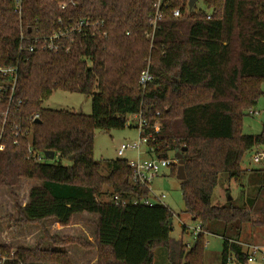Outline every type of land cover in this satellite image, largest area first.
Wrapping results in <instances>:
<instances>
[{
  "label": "trees",
  "instance_id": "obj_1",
  "mask_svg": "<svg viewBox=\"0 0 264 264\" xmlns=\"http://www.w3.org/2000/svg\"><path fill=\"white\" fill-rule=\"evenodd\" d=\"M16 1L0 0V65L18 68L12 98L22 102L11 109L0 152V188L10 190L18 214L9 219L20 228L49 221L67 228L85 213L97 222L94 243L49 236L45 228L46 237L32 249L0 241L3 264H72L64 249L70 245L96 249L97 264H154L160 248L169 264H206V235L223 239L222 264H249L239 243L245 225L264 227V210L255 205L264 192V169L246 170L242 163L247 153L264 151V127L245 135L243 121L264 94V0H201L204 9L192 10L189 0H22L20 12ZM158 11L162 20L154 29ZM79 20L99 26L64 38L58 52L20 51L22 33L48 37ZM147 69L154 80L143 89ZM57 91L92 98L91 115L44 108ZM7 109L2 101L0 117ZM139 114L151 127L148 158L170 160L175 153L178 161L182 152L186 213L201 229L190 250L171 236L170 209L141 203L149 192L133 182L127 160L94 157L97 130H125L128 117ZM28 144L72 166L37 163ZM171 168L176 175L179 167ZM222 177L228 184L246 182L247 204H213ZM21 180L39 182L25 206L15 193ZM115 197L131 203L118 205Z\"/></svg>",
  "mask_w": 264,
  "mask_h": 264
},
{
  "label": "rangeland",
  "instance_id": "obj_2",
  "mask_svg": "<svg viewBox=\"0 0 264 264\" xmlns=\"http://www.w3.org/2000/svg\"><path fill=\"white\" fill-rule=\"evenodd\" d=\"M196 6L199 9H204L202 1H199ZM151 63V62H150ZM261 90L264 93V83L261 86ZM43 107L50 110H64L74 113H82L84 115H91L92 113V98L78 93H68L63 91L55 92L52 97L45 101ZM251 110V109H250ZM255 115L248 114L243 121V133L245 135H259L264 127V94L257 101L256 106L253 108ZM138 121L133 117H128V125L125 130L105 132L97 130L95 132V144H94V157L96 160H116L123 159L127 161H136L139 158L138 151L129 150L123 157L118 156V150L122 145L134 144L139 141V129ZM146 146L141 148V159L147 158L145 155ZM262 149L253 150L244 156L242 166L247 170H260L264 169V160L259 164H255L253 159L259 153H262ZM175 153L170 155V160L174 161ZM51 163L61 164L65 167L72 166L71 160H61L55 158L48 161ZM174 165L179 167L178 161H174ZM178 168L176 169V175L172 174V168L163 169L159 177L154 182L152 189L156 194L166 195L165 206L172 211L174 218L172 221L173 231L172 238L175 240H182L186 246L193 248L196 240L193 237V230L197 228V223L186 213L185 202L181 191V181L177 179ZM222 181V182H221ZM220 185L217 187L213 204L223 205L229 201L234 200V204L237 206H243L247 204L248 199L241 193L246 190L249 192V187L246 182L241 185L236 183L228 184L225 177H222ZM39 185V182L31 180H21L19 186L15 189V193L18 196L19 203L25 206L29 200V192L32 187ZM226 186H229L231 192L226 193ZM250 196V195H248ZM231 198V199H230ZM15 199L11 196L10 190L5 187L0 188V216L2 217L1 229H0V241L3 245L11 248H35L38 241L46 237V234L42 231L43 228L49 236L56 237H76L84 240H94L95 235V221L96 218L91 214L77 215L73 221V226L70 230H60L59 223L55 221H49L44 225L30 224L22 228L16 227L13 221L9 217L17 218L18 214L15 210ZM258 210H264V192L261 197L255 203ZM253 227L245 225V230H251ZM67 229V228H64ZM184 229L186 232L184 233ZM264 232V230H262ZM184 233V234H183ZM245 237L253 240V234L249 233ZM264 241V235L262 236ZM205 247V262L206 264H222V250L223 239L214 235H206L204 237ZM249 242V241H248ZM252 244V242H251ZM264 244V243H263ZM256 245V244H254ZM262 246V244H257ZM46 248H52V245L48 244ZM264 249V246H262ZM69 252L72 264H82L83 262H93L96 258V253L84 250L78 245H70L65 247ZM254 264H264V255L258 254L255 257ZM154 264H169L167 251L164 248H160L155 252Z\"/></svg>",
  "mask_w": 264,
  "mask_h": 264
},
{
  "label": "built area",
  "instance_id": "obj_3",
  "mask_svg": "<svg viewBox=\"0 0 264 264\" xmlns=\"http://www.w3.org/2000/svg\"><path fill=\"white\" fill-rule=\"evenodd\" d=\"M21 5H22V0H17L16 8L18 12H20ZM61 8L65 9V5H61ZM173 17L180 18L181 11L175 10L173 12ZM160 20H162V15L158 11L152 21V26L154 27V29L156 28L157 23ZM97 26H99V23H93L91 22V20H79L76 23L72 24L67 32H57L48 37H42V38L28 37L22 33L21 35L22 45L20 51H25L26 53H34L37 48H40L46 51L58 52L65 49V46L62 43L64 38L69 39L75 33H79L89 28H97ZM72 41L73 40H71V42ZM153 80L154 77L152 73L150 72L149 69H147L143 71L140 76V85L143 89H145L150 83L153 82ZM17 81H18L17 67L15 66L5 67L0 65V103H2V101L8 102V109L0 117V122H2V125L0 126V152L4 151L5 149L3 137L5 135V127L11 109L13 106H21L22 104L21 101L14 103L12 98L13 92L15 91L16 88ZM248 114L255 115L256 113L253 110H250ZM132 117L139 123L137 126L138 127L137 129H139V141L134 144L122 145L121 148L118 150V156L123 157L125 153L129 150L138 151L139 154L138 160L128 161V165L133 171V178H132L133 182L136 185H139L147 189L149 192V198L141 203L148 207H154V206L166 207L165 206L166 195L164 194L159 195L154 193L152 186L154 180L157 177H159L162 170L171 167V165L174 164L175 160L171 161L166 159H152L148 157L145 159H141V148L144 145L146 146L145 155H147V149L149 146L148 143L152 138V134L146 135V131L147 129H151V127L149 126L148 122L142 117V114L135 115ZM38 120H39V115H36L33 118V121L36 122ZM153 129L156 132H158L160 129L159 124L156 123ZM16 130L17 131L19 130L18 126H16ZM15 143L17 144L18 142L16 141ZM28 153L30 157L37 163H43L45 162V160H47L45 154L37 153L35 150L32 149L31 144H28ZM263 160H264V151L256 155L253 159L255 164H259ZM114 202L122 206H126L131 203L130 201L127 200H121L118 197L114 198ZM132 203H134L135 205L140 204V202L138 201H134ZM200 233H201V229L199 226H197V228L193 230V237L195 238V240H197ZM187 248L189 250L192 249V247L189 245L187 246ZM245 249L248 254L249 264L254 263L255 257L258 254L264 255V249L259 245H246ZM4 262H5V258H0V264H3Z\"/></svg>",
  "mask_w": 264,
  "mask_h": 264
},
{
  "label": "crops",
  "instance_id": "obj_4",
  "mask_svg": "<svg viewBox=\"0 0 264 264\" xmlns=\"http://www.w3.org/2000/svg\"><path fill=\"white\" fill-rule=\"evenodd\" d=\"M243 169H246V168H244L243 167ZM247 170V169H246ZM77 216V215H76ZM75 216V217H76ZM95 216V215H94ZM75 217H74V219H75ZM95 218H96V221H95V223L97 222V216H95ZM73 226V225H72ZM198 226V225H197ZM69 228H71V226L70 227H67V229H60V230H70ZM95 228V227H94ZM262 230H264V227H261V228H252L251 230H245V229H243V233H242V237H241V241H240V243H239V245L240 246H242L243 247V249H244V251H246V249H245V246L246 245H254V244H262V246H264V241L262 240V236L264 235V232L262 231ZM249 233H252L253 234V240L252 241H250V238H247V237H245V235H248ZM89 241V240H88ZM249 241V242H248ZM89 242H91V243H94V240H90ZM251 242H252V244H251ZM261 246V247H262ZM67 247H69V246H67ZM66 247V248H67ZM65 249V248H64ZM66 250V249H65ZM85 250V249H84ZM89 251H92V252H95L96 253V258H95V260L91 263V262H89V261H86V262H83L82 264H97V260H98V253H97V250L96 249H92V250H89ZM256 260V259H255ZM255 262V261H254ZM252 264H254V263H252Z\"/></svg>",
  "mask_w": 264,
  "mask_h": 264
},
{
  "label": "water",
  "instance_id": "obj_5",
  "mask_svg": "<svg viewBox=\"0 0 264 264\" xmlns=\"http://www.w3.org/2000/svg\"><path fill=\"white\" fill-rule=\"evenodd\" d=\"M201 1V0H189V9L192 10L196 4ZM36 123H40V120L36 121ZM186 149H183L182 151L184 152ZM45 157L47 160L51 161L55 159V153L54 152H46ZM178 159V172H177V179L180 181H185L186 180V173H185V168H184V160H183V155L182 152H178L176 155ZM231 199V198H230ZM170 223L172 224V220H170Z\"/></svg>",
  "mask_w": 264,
  "mask_h": 264
}]
</instances>
